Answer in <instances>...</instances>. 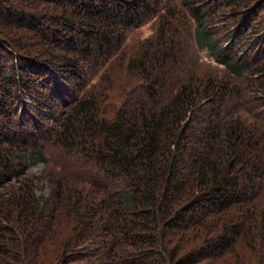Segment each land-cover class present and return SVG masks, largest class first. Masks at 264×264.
<instances>
[{"label":"trees","instance_id":"obj_1","mask_svg":"<svg viewBox=\"0 0 264 264\" xmlns=\"http://www.w3.org/2000/svg\"><path fill=\"white\" fill-rule=\"evenodd\" d=\"M191 37L226 73L183 70ZM247 72L264 0H0V264H264ZM46 147L65 163L40 200L24 174Z\"/></svg>","mask_w":264,"mask_h":264},{"label":"rangeland","instance_id":"obj_2","mask_svg":"<svg viewBox=\"0 0 264 264\" xmlns=\"http://www.w3.org/2000/svg\"><path fill=\"white\" fill-rule=\"evenodd\" d=\"M214 24V23H211ZM224 24H219L218 26H223ZM222 28L218 27V33H220V30ZM135 34L140 35V34H148L151 32V29L148 24H144L141 28H138L136 30H133ZM189 34L187 35V37ZM219 37V35H217ZM191 40V45L193 47V61H188V63L183 64V70L186 71V69L189 67L190 69H194L197 73H200L201 75L203 74H213V75H220L226 73L225 69L223 68V65L220 63H216L214 57L209 54V51L207 48L202 47L199 49L194 41L193 38H190ZM190 54V51H189ZM189 65V66H188ZM248 74V75H247ZM245 75V78H236L235 77V82L238 84L240 88L247 89L248 85L251 87V89H247V92L245 94V99L248 97L245 103H237V110L238 112L242 115L247 120L251 121H256L258 123L261 122L260 119L253 117L256 112V109H254L251 105H255L257 107H260V103H258L253 97L255 96H262V93L260 91L257 92V87L262 81H264L263 75L259 78H255L256 75H251L248 72ZM252 77V78H251ZM253 87V88H252ZM255 89V91L253 90ZM110 94H116V102L120 101L121 95L119 94V90H115L111 92ZM228 99V98H226ZM249 99H251V102H249ZM232 101L230 98L226 101L227 103L230 104ZM208 105V104H207ZM210 105H208L209 108ZM261 109V108H259ZM113 112V110H112ZM43 155L46 157L47 160H50V162L46 163V161L38 159V158H33L31 159L29 166L27 168V173L24 175H27V178H31L33 181L34 185V195L39 198L40 200H44L45 197L49 195L51 184L49 183V171L53 170L54 172L57 171L55 168H60V164L63 162L65 163V160L62 156L58 155V151L53 149V147H46L44 150ZM62 165V164H61ZM66 168H74V167H69L65 166ZM72 169L70 171H72ZM65 170V169H63ZM74 170V169H73ZM57 173V172H56ZM6 185L2 187V190H6ZM263 204L264 206V193L260 196V198L257 200L256 205ZM261 206V205H260ZM256 258L253 259V263L255 264Z\"/></svg>","mask_w":264,"mask_h":264}]
</instances>
